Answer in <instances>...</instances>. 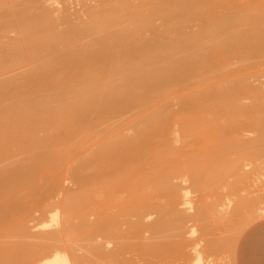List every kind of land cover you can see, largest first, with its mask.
Here are the masks:
<instances>
[{
  "label": "bare ground",
  "instance_id": "bare-ground-1",
  "mask_svg": "<svg viewBox=\"0 0 264 264\" xmlns=\"http://www.w3.org/2000/svg\"><path fill=\"white\" fill-rule=\"evenodd\" d=\"M100 1L108 7L98 15L91 13L89 25L84 28L71 25L59 34H48L59 26L56 10L50 5L61 6L67 0H0L1 33L32 28L34 34L42 37L18 48L6 47L0 35L3 53L0 59V264H78V259L66 252L71 241L68 239L87 230L85 221L90 215L101 213L102 198L112 199L113 211L120 219L133 215L135 202L146 196L176 198V190L181 188L174 182L195 185L199 180L186 172L195 163L194 156L182 155L179 160L181 155L177 159L174 153L181 151L182 146L197 145L194 139L199 135L206 138L212 135V141L215 133L230 135L233 128L236 129L231 132L244 122L236 118L241 116L239 107L244 108L237 103L242 93L258 101L264 95L262 88L247 85L241 81L242 77L235 78L237 72L236 75L233 72L235 79L224 78L232 66L238 70L264 62L259 60L264 57V7L250 8L242 0H160L143 16L132 0ZM145 6L148 4L141 5ZM158 19L168 25L166 35L156 28ZM192 22L195 24L190 27ZM148 31L151 36L142 40ZM28 39L26 36L20 41ZM44 50L47 55L41 57ZM168 102L178 108L159 114ZM261 119L262 123L256 127L258 146H264V119ZM245 142H236L231 147L242 151L250 143ZM225 143L223 146L229 149L230 144ZM17 157L21 158L19 162ZM237 159L233 161L237 163ZM227 162L224 160V164ZM146 164L152 172L146 171ZM237 165L240 169V162ZM231 167H227L230 173ZM182 172L189 177L185 178ZM258 178L263 179L261 175ZM67 180L76 189L64 188L62 184ZM258 182L261 186L264 181ZM58 192L62 200L52 203ZM228 200L226 205L219 204L221 212L227 209ZM106 202L110 206L108 199ZM159 207L153 208L165 213L164 207ZM200 209L197 214L201 218L203 207ZM37 211L39 217H35ZM254 211L259 215L264 213L261 206ZM108 226L102 225L106 231L116 230L114 225ZM50 228L54 231H49ZM160 235L165 233L155 236L159 239ZM126 240L120 248L129 250L132 241ZM65 242L66 249L60 250L64 247L60 244ZM193 253L192 264L213 262L206 263L202 257L205 253L196 247Z\"/></svg>",
  "mask_w": 264,
  "mask_h": 264
},
{
  "label": "rangeland",
  "instance_id": "rangeland-1",
  "mask_svg": "<svg viewBox=\"0 0 264 264\" xmlns=\"http://www.w3.org/2000/svg\"><path fill=\"white\" fill-rule=\"evenodd\" d=\"M242 1H243L245 6L250 7V8H263L264 7V0H242ZM159 2H160V0H132V3L133 4L135 3L134 5L139 6L137 11L143 16L146 15L149 10L154 9V7H156L159 4ZM142 4H148V6L141 7ZM62 5H63V7H62ZM57 6L58 5H54V6L50 5L51 8L54 7L53 9L56 10L54 12V15L56 18V24L59 26H58V28H53L52 30H49L48 34L49 33L59 34L65 30H67L71 25H77L80 28H84L86 25L90 24V14L91 13L98 15L102 12L104 7H108V5H103L100 0H67V2H63L61 4V6L59 5L58 6L59 8H57ZM64 7H66V8H64ZM0 12H1V10H0ZM0 20H1V15H0ZM194 24L195 23L192 22L190 24V27H193ZM155 26H156V28H158V30L160 32H162L165 35L169 31L168 25H166L162 19H158L155 22ZM0 35H2V37H3L2 41L5 44H7L6 47H18V48L28 46L31 43L32 39H41L42 38L41 36H37L36 34H34V31L32 28L25 30V32L15 31V32L6 33V34H3L0 32ZM26 36H28L29 39L21 42L20 39L23 37H26ZM150 36H151L150 31L145 32V34L142 36V40L149 38ZM168 41H171V39H168ZM62 42L58 43V48L62 47ZM46 55H47V51L44 50V51L40 52L41 57H45ZM2 57H3V53H2V49H0V59H2ZM236 60H238V59H236ZM259 60L260 61L264 60V57H262ZM263 63L264 62L262 61V63L260 62L259 64H263ZM257 64L256 65L254 64L256 67L254 65L252 67L250 66V67H247L244 69H242L243 67H239L238 70L240 68L242 69V70H240L241 74L239 73V75H238L239 71L237 70V67L232 66L230 68V71L227 72V74L224 76V78H226V77L234 78V76L236 75L235 73L237 72V75L235 76V78L239 79L242 77L243 80H241V79L240 80L243 82H246L247 85H249L253 88H257V86H258V89H260V90L262 88L261 93L264 94V86H263L264 85V68H263L264 65L260 66ZM233 67H236V69L234 68L235 70H233L232 69ZM261 68H263V70ZM233 72L235 75L233 74ZM254 73H255V75H254ZM239 96H241V95H239ZM256 100H257V98L254 99V97H252L250 94L242 93V97H241L240 101L239 100L237 101L238 105L244 107L243 108L244 110H243L241 107H239L237 105V108L239 107L238 114L240 113L241 116L239 117V115H237L236 118L238 117L237 119L241 120L242 122L244 121L240 125L242 127L241 129L239 126V128L237 130H234L233 132H231L233 129H236V128L230 127V129H232V128L233 129L230 131V133H229L230 135H226V136H222L219 134L216 135V133H215L214 135L216 137L213 135V138L215 137V141H214V139L212 141V137H211L212 135L210 136L211 138L208 135H207L208 138L205 137L206 135L205 136L203 135L204 137L202 135L201 136L199 135L196 139H194V141L197 142V145H195V146H184V147L182 146L180 148L181 151L179 150L178 153H174L175 154L174 156L177 159L179 158L178 154L181 156L182 155L183 156H188V155L194 156L195 163L190 165V167L188 166V168H186V167L185 168H186V172L189 173L190 176L194 175V177L197 180H199V182L197 181L198 183H196L195 185L194 184L190 185V184H187L188 182H185L186 184L184 185L183 182L181 183L180 180H177V181L174 180V181H176L174 183H176L177 185H178V183L180 184L179 188H181V189L185 188V190L183 189V192L181 191V189L176 190V188H175V190L177 191L176 198H169V197L163 198V196H160L161 198H159V196L157 197L155 195H154L155 198L151 195H150V197H151L150 198L149 196H146L145 199L148 197H149V199H146V200L145 199H142V200L139 199V201L137 200L135 202L136 210L133 212V215H131L129 217H123L122 219H120L121 217L119 216L120 217L119 218L115 214V212L113 211L114 210L113 209L114 203L112 204V202H113L112 199L110 201L109 197L102 198L101 201H99V202H100V206L103 205L102 211H101V213L103 214L102 215L103 219L102 218H100V219L96 218V216L99 217V215L101 213L100 214L98 213L96 215H90L91 218L88 217L87 220L85 221V225L87 226V230H86L87 232L85 231V232L75 233L74 235L72 234L71 238L68 239V241H70V240L71 241L70 242L66 241V242H68V245L66 242L64 244L63 243L60 244V247L64 246V247H61L60 250L63 248V251H64L67 248L66 252L69 253L70 255H74L75 259L76 260L78 259L77 260L78 264H129V263L130 264H179V263L180 264H192L194 262L193 259H195V253H193V249L195 247L199 250V252H202V254L203 253L206 254V255L201 254L203 259L205 261L207 260L206 263L213 261V262H211L212 264H264V213L259 215V214H257L256 211H254V208L256 209L258 206H261L264 209V198H263L264 197V187H263L264 186V182H263L264 181L263 180L264 179V177H263L264 176V171H263L264 170V167H263L264 166V159H262L264 157V146H262V145L258 146L257 140L259 139V136H258V132L256 130L257 129L256 127H258L262 123L261 117L264 119V103H263L264 102V95L263 96L261 95V98L259 99V101L258 100L256 101ZM46 101L50 102L51 100L46 99ZM251 106H253V107H251ZM177 108H178V106L175 103L173 105H171L170 102H168L166 104V106H163V108L160 109L159 114H163L168 110H170V111L176 110ZM244 114H246V116H244ZM258 118L260 120H258ZM246 120L247 121L249 120V122H247ZM236 121H238V120H236ZM238 122H240V121H238ZM246 122L248 123L247 125H245ZM248 125H249V128H248ZM251 130H253V132H251ZM245 131H246V134L244 133ZM231 133H232V136H231ZM251 133L253 134V136H251L252 135ZM242 134H243V136H242ZM247 134H248V136H247ZM240 135H241V137H240ZM221 136H222V138L218 139L220 141V143H219V141H217V138H220ZM250 136H251L252 140H251ZM189 141H193V139H190ZM211 141L213 142V144L211 143ZM241 141H246L245 142L246 144L248 142H250V143L252 142L251 143L252 145H250V143H248L250 147L248 145H246V147H245L246 150L242 149V151H240V149L237 150V148L235 149V147L232 148L233 146L231 147V145L235 144L236 142H241ZM214 142H215V144H214ZM225 142H228L230 144L229 149L225 148L223 146L226 144ZM208 143H209V145H208ZM211 144H212V146H211ZM226 147H228V146H226ZM188 151L190 153H187ZM238 152H239V154H238ZM241 152H243V154ZM181 156H180L179 160L183 158V156L182 157ZM236 156L238 159L236 158ZM189 158H191V157L189 156ZM20 159H21L20 157H17L16 158L17 162H19ZM235 159H237L236 161L238 164L240 162L239 167H241L242 169L241 168L239 169L237 163L235 161H233ZM241 159H242V161H238ZM224 160L230 162L229 165H227L228 162L225 163L226 164L225 165ZM229 160H231L232 163ZM260 160L262 161V163L260 162ZM256 161H257V163H256ZM209 162H211V163H209ZM233 162L237 165V167H236V165L234 166ZM230 164H232L234 166V167L232 166L235 170L234 172H232L233 168L230 166ZM75 165L76 164H74V167H76ZM226 166L231 167V173L229 172L230 168H227ZM243 166H245V167H243ZM235 167L238 168L239 170L235 169ZM258 167L260 169L262 167L261 170L263 172L261 170H259ZM145 168H146V171L152 172V169L150 168L149 164H146ZM185 168H182V171L185 170ZM254 168H256V169H254ZM72 170H73V167L71 168V171ZM259 172H260V174H259ZM190 173H192V174H190ZM262 173H263V175H262ZM182 174L185 175L186 173L182 172ZM260 175L263 178V179L261 178L262 180H260L258 178V177H260ZM187 176H188V174L185 175V178ZM251 179H252V181H251ZM240 181H242V183ZM261 181L263 183H261L262 185L260 186V184H257V182L260 183ZM252 182H255V183H252ZM190 183H192V182H190ZM181 184H183V185H181ZM253 184H254V187H252ZM62 185L64 188H68L71 190L76 189V185L70 180L64 181ZM177 188H178V186H177ZM260 189H263V190H260ZM180 191L182 194L179 193ZM262 192H263V194H262ZM257 194L261 197H259ZM260 194H262V195H260ZM56 195L58 197L55 196V198H53L51 201L52 203L58 202L59 200L60 201L62 200L61 199L62 198L61 192H58ZM183 195H184V197H183ZM233 196H235V197H233ZM111 198H112V196H111ZM256 198L257 199L261 198V199L259 201V199L257 200ZM107 199H108V202L110 201L109 202L110 206L106 202ZM231 199H232V201H231ZM235 199H237V200H235ZM113 200L115 202V199H113ZM227 200H228V204L230 206L228 205V207H229V208L227 207L228 210L224 206L225 209H222L224 211V213L226 214V215H224V213H222L223 211L221 212L218 207H219V204L221 206L222 203H223V205L225 203H227ZM241 200H242V202H241ZM168 201H171V203ZM230 201H231V204L229 203ZM238 201H240V202H238ZM254 201H255V203H254ZM174 202L176 205L173 204ZM183 202H184V204H183ZM245 202H247V204H245ZM262 202H263V204H262ZM166 203H169V204H166ZM180 203H182V204L180 205ZM239 203L241 205L243 204L242 205L243 208L241 207V205ZM251 203H253V204H251ZM203 204H205V205L203 206ZM159 205H161V207H164L163 209L165 210V213L163 212V210H160V209L158 211L154 210L155 208H153V207H157V206L159 207ZM168 205H170V206H168ZM223 205H222V208H223ZM175 206H176V209L174 210ZM250 206H252L251 211H249ZM165 207H167V208H165ZM201 207H203V211H202L203 215L200 218L201 215H198L197 213H200ZM210 207H212V208H210ZM171 208L173 209V211ZM214 210H216V212ZM225 210H227V211L225 212ZM159 211H161L164 214H161V216L158 215V214H160ZM211 211H213V212H211ZM245 211H246V213L248 212L246 214L247 217L245 216ZM154 212H156V213H154ZM232 212L235 213L236 215H234ZM243 212H244V214H242ZM205 213L207 216L204 217ZM221 213H222V215H221ZM229 213H231V214L229 215ZM193 214H195V215H193ZM215 214H217V215H215ZM237 214H238V216H237ZM40 215H41L40 212H38V211H37V213L35 212V217H39ZM188 215L191 217L192 216H194V217L191 218V217H188ZM241 215H243V217ZM159 216L161 219L157 220ZM177 216L179 219L177 218ZM183 216H185L186 219H184L185 217H183ZM195 216H196V218H195ZM244 217H245V219H244ZM176 218H177V220H176ZM222 218H223V220H222ZM224 218L226 221H227V219H229V220L226 222V221H224ZM193 219H196V221ZM235 219H236V221H235ZM178 220H180V221H178ZM164 221L168 225H165L166 223ZM176 221H178V222H176ZM199 221L201 222V224ZM153 222L154 223L157 222V223L152 224ZM162 222H163V224H162ZM174 222H176V223H174ZM225 222H226V224H225ZM105 223H107V224H105ZM109 223L111 225L115 226L114 227V229H116L115 231H113L112 228H110ZM130 223H131V226H129ZM177 223H179L178 226H177ZM237 223H239V224L236 226ZM157 224H160L161 226L163 225L164 227H161V226L157 227ZM174 224H176V225H174ZM194 224L195 225L197 224V225L195 226ZM102 225H103V227H104V225H105V227H106V225H109L108 228H110L111 230L106 231L105 229L107 227L103 228ZM144 225H145V227L143 228L142 226H144ZM169 225H170V227H169ZM202 225H204V226H202ZM97 226H99V229H101V231L97 228ZM191 226H192V228H191ZM167 227H168V229H167ZM215 227H216V229H215ZM233 227H234V230H232ZM145 228L146 229L149 228V230H146ZM155 228H157V230L159 229V231H160V229L162 230L163 228H165L164 229L165 236L160 235L159 236L160 238L157 239L158 236H155V235H159V234L164 235V233H163V230L160 231L161 233L156 230V234H155V231H154ZM169 228H170V231H169ZM202 228H204V229H202ZM48 229H49V227L47 228V231H48ZM51 229L52 228H50L49 231H51ZM53 229L56 230L57 228L56 227L54 228V226H53ZM53 229H52V231H54ZM190 229L195 230L194 233L191 234V232H189ZM229 229H231L232 231H230ZM144 230L146 231V233L143 232ZM151 230L154 233L153 235L151 234L152 233ZM173 230H176V231H173ZM226 230H229V231H227L228 234L231 233L232 235H230V234L228 235L227 232H224ZM195 232H196V234H195ZM177 233H178V235H176ZM59 236L61 237V234ZM120 236L124 237V239L122 240L120 238ZM151 236H152V238H151ZM153 236H154V238H153ZM155 237H156V239H155ZM126 239L132 241V245L134 248L133 247H131V248H133V249L128 248L129 250H127L124 248H120V244L123 241H127ZM76 240H77V243L79 245L80 244L82 245V246L81 245L79 246L80 249L77 248L78 244L75 242ZM73 241H74V243H72ZM79 241H81V242L79 243ZM134 241L136 242V244ZM142 241H143V243L146 244V246H145V244L142 243ZM198 241H199V243H198ZM138 244H140V245L142 244L141 247ZM199 244H200V247H199ZM69 245H71V247ZM72 245H73V247H72ZM136 245H138V246L135 247ZM65 246H66V248H65ZM190 246L193 249H191ZM56 248L59 249V245ZM75 248L77 249V250H75L76 252L73 251ZM119 249H120V251L118 253L117 251ZM69 251H71V253ZM149 251H151V252H149ZM189 251H191L192 253ZM120 252H121V254H120ZM97 253H99V254H97ZM215 255H216V257H213ZM187 257H188V259H187ZM180 259H181V261H180ZM184 259L186 260L185 262H184ZM211 263H208V264H211ZM203 264H205V262Z\"/></svg>",
  "mask_w": 264,
  "mask_h": 264
}]
</instances>
